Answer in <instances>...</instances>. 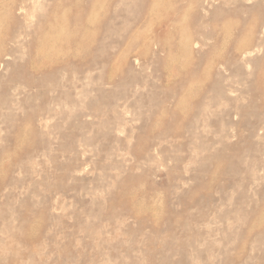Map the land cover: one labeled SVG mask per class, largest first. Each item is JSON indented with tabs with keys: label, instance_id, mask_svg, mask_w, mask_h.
<instances>
[{
	"label": "rangeland",
	"instance_id": "374dc122",
	"mask_svg": "<svg viewBox=\"0 0 264 264\" xmlns=\"http://www.w3.org/2000/svg\"><path fill=\"white\" fill-rule=\"evenodd\" d=\"M0 264H264V0H0Z\"/></svg>",
	"mask_w": 264,
	"mask_h": 264
},
{
	"label": "bare ground",
	"instance_id": "6f19581e",
	"mask_svg": "<svg viewBox=\"0 0 264 264\" xmlns=\"http://www.w3.org/2000/svg\"><path fill=\"white\" fill-rule=\"evenodd\" d=\"M203 1V0H202ZM82 22L85 24V23H87V19L86 18H83L82 19ZM89 22V21H88ZM71 36V35H70Z\"/></svg>",
	"mask_w": 264,
	"mask_h": 264
}]
</instances>
